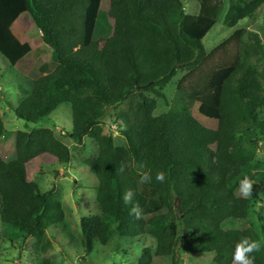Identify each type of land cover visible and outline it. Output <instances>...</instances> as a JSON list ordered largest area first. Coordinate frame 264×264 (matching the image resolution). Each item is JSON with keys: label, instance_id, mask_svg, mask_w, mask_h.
Instances as JSON below:
<instances>
[{"label": "trees", "instance_id": "trees-1", "mask_svg": "<svg viewBox=\"0 0 264 264\" xmlns=\"http://www.w3.org/2000/svg\"><path fill=\"white\" fill-rule=\"evenodd\" d=\"M3 1L0 53L25 12L48 46L31 48L15 62L32 90L12 108L25 121L23 129L11 132L12 157L0 154V220L42 240L41 264H54L48 230L77 239L54 187L42 190L25 173L26 165L43 155L70 162L73 149L50 123V114L63 103L72 109L70 143L84 145L90 138L97 145V154L85 159L98 182L96 212L80 223L78 243L87 254L115 237L127 243L150 237L155 246L144 244L136 264H154L155 256L175 259L188 236L192 253L211 252L214 264H232L235 244L249 237L262 242L253 255L255 264H264V218L259 226L250 220L253 203L264 201V181L253 183L248 198L231 187L257 157L244 137L264 144V74L258 69L264 42L251 32L252 51L244 50L246 29L238 28L199 57L202 40L221 18L233 28L253 18L264 0H199L197 14L187 13L183 0H110L114 31L102 48L95 42L102 0ZM232 45L240 51L217 61ZM182 69L187 71L178 81L176 101L156 114L158 100L167 101L165 89ZM131 96L115 118L125 138L118 145L102 120ZM185 96L216 127L184 111ZM8 134L0 119V143ZM121 162L123 174L116 171ZM13 166L24 170L19 179L12 175ZM141 169L151 172L150 183H138ZM158 171L166 173L164 183L155 180ZM128 189L136 192L133 203L140 205L141 219L129 215L131 205L122 200ZM228 221L249 225L224 228Z\"/></svg>", "mask_w": 264, "mask_h": 264}, {"label": "rangeland", "instance_id": "rangeland-1", "mask_svg": "<svg viewBox=\"0 0 264 264\" xmlns=\"http://www.w3.org/2000/svg\"><path fill=\"white\" fill-rule=\"evenodd\" d=\"M18 0H4L3 5ZM186 12L197 14L199 11V0H183ZM114 13L110 8V0H102L100 8V17L98 20L95 42L99 48H102L105 40L112 35L114 31ZM244 28L246 32L243 36L244 50L252 51L251 32L259 33L264 42V4L259 8L253 18H245L233 28H228L221 20L213 26L210 32L202 40L199 57L203 53L210 52L216 45L228 38L236 29ZM197 42V41H196ZM36 46H48L44 43L42 33L36 28L32 18L28 13H23L11 28L8 41L1 46L0 53V119L4 121L8 137L0 143V154L5 159H10L13 153V138L11 132L24 128L25 121L19 119L13 107L31 93L29 81L23 74L15 68V62L29 49ZM240 46L232 45L228 47L227 53L217 56V61L238 53ZM196 59L191 65L194 67L198 63ZM207 67L204 66L202 70ZM258 69L264 74V61L258 64ZM187 69L179 70L171 83L165 89L167 101L158 100V109L156 114L169 110L175 100L178 87V81L186 73ZM189 84V80L187 81ZM131 96L125 103L115 109L108 110L106 117L102 120L105 131L111 132L115 142L118 145L125 143L124 136L120 133L122 127L115 122L119 119L122 111L132 100ZM176 101V100H175ZM183 110L192 113L202 124L209 127H216L217 122L201 115L198 111V103L185 96L183 99ZM50 123H54L55 131L65 142L69 143L73 149L72 158L69 163H61L50 155H43L34 159L26 165L25 173L31 179L36 181L42 190H48L54 187V198L60 200L63 204L66 220L77 238L72 241L60 229L48 230L46 237L52 242L50 256L53 257L54 264H136L138 256L145 245L155 246L152 238L138 243L122 242L118 237L113 238L107 245L97 244L91 254H87L85 248L78 243L82 238L81 218L85 215L95 213L97 197V178L94 170L85 162L86 158L94 157L97 154L96 143L88 138L84 145H73L70 143L67 132L72 129V109L69 103H63L50 114ZM47 122L46 124H50ZM63 131V132H62ZM65 132V134H64ZM246 144L252 146L256 151V160L244 169L242 174L232 182L231 187L237 195H240L238 189L240 182L248 177L253 183L260 184L264 181V144L259 140L248 142L244 137ZM12 175L19 179L24 170L17 166L12 167ZM250 220L259 226L264 218V201H255ZM249 223H238L228 221L224 228H234L248 226ZM44 240V239H43ZM189 238H184V242L174 259L172 255L155 256L154 264H214V253H192L189 250ZM43 259L42 240L35 236H27L15 230L12 226L0 220V264H41Z\"/></svg>", "mask_w": 264, "mask_h": 264}, {"label": "clouds", "instance_id": "clouds-1", "mask_svg": "<svg viewBox=\"0 0 264 264\" xmlns=\"http://www.w3.org/2000/svg\"><path fill=\"white\" fill-rule=\"evenodd\" d=\"M126 166L123 162L117 167L116 171L120 174L125 172ZM167 179L164 171H158L155 175V180L159 183H164ZM152 181V174L150 171H144L141 169L139 172L140 184L150 183ZM253 182L248 177H245L240 182V188L238 191L243 198H248L253 195ZM136 192L133 189H128L124 192L122 200L125 205H131L129 215L136 219L142 218V209L138 203H133ZM262 242L260 240H254L249 237L241 238L234 247L232 253V264H255L256 257L253 253L261 251Z\"/></svg>", "mask_w": 264, "mask_h": 264}]
</instances>
